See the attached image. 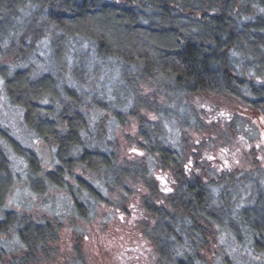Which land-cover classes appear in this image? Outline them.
<instances>
[{
    "label": "trees",
    "instance_id": "1",
    "mask_svg": "<svg viewBox=\"0 0 264 264\" xmlns=\"http://www.w3.org/2000/svg\"><path fill=\"white\" fill-rule=\"evenodd\" d=\"M241 2L0 0V75L10 101L24 110L26 123L54 145L61 166L46 178L74 198L81 219L96 202L109 201L107 195L125 199L147 190L143 205L151 220L143 232L161 264H211L207 253L214 250L210 244L215 235H227L235 245L251 248L264 262V204L258 198L254 205L240 208L247 198L240 195L242 190L233 193L246 173L235 178L222 169L220 181H214L215 169L206 171L205 155L199 156L196 143L183 138L182 125L177 126L180 135L175 141L163 122L165 116L174 119L183 107L186 116H192L188 119L195 118L198 132L203 126L198 112L202 114L210 99L242 102L264 115V14L244 20L236 11ZM257 2L264 7V0ZM44 37L52 40L53 71L35 74L31 66L19 67L30 62ZM77 38L93 45L96 59L117 61L114 99L105 90L103 96L88 90L84 62L69 65L72 40ZM122 91L132 96L130 104L121 100ZM196 99L204 104L199 106ZM101 105L115 115L117 126L136 119L137 136L130 142L145 155L122 156L108 140L106 120L97 125L90 118L89 108ZM25 155L29 177L36 183L42 179L38 173L44 160L32 151ZM73 167L87 177L75 175ZM155 171L171 175L168 194L159 190ZM64 178H73L75 186H64ZM14 181L0 151V208ZM7 224L21 235L26 249L7 260L0 247V264H31L57 239L58 229L51 221L7 212L0 231ZM225 246L213 252V264H236Z\"/></svg>",
    "mask_w": 264,
    "mask_h": 264
},
{
    "label": "rangeland",
    "instance_id": "2",
    "mask_svg": "<svg viewBox=\"0 0 264 264\" xmlns=\"http://www.w3.org/2000/svg\"><path fill=\"white\" fill-rule=\"evenodd\" d=\"M241 3L236 5V11L244 20L264 14V7L257 0H242ZM51 42L50 37L42 38L37 42L36 53L30 62H21L18 66H31L35 74L53 71ZM82 62L86 65L82 74L88 79V90L94 89L100 96H103L105 90L108 97L114 99L112 85L116 84L114 80L118 76L117 61L96 59L93 45L77 38L72 40L69 65L78 63L84 66ZM69 73L66 72V77L70 76ZM69 82L72 84L71 79ZM92 82L98 87L97 90L90 84ZM5 84L6 80L0 75V151L5 153L15 181L5 204L0 208V221L5 219L7 212H11L37 222L51 221L58 229L57 239L51 241L46 252H40L39 259L38 256L35 257L31 264H161L153 242L143 232V226L151 220L143 205V195H147V190H140L125 199L115 194L111 197L107 195L109 201L105 199L103 202H96L88 217L81 219L74 198L65 188L54 184L45 176L47 172L55 171L61 166L60 161L55 160L52 164L43 162L38 173L42 179L32 183L29 177L30 161L25 154L32 151L39 155L37 143L42 137L26 123L24 110L10 101ZM120 97L125 105L130 104L132 96L122 91ZM196 101L199 106L205 103L202 114L198 112L203 122V126L200 125L202 129L197 132L196 126L194 128L195 118L188 119L192 116H186V110L180 107L174 119L165 116L163 120L171 139L178 140V127L182 125L183 138L189 137L196 143L198 155H205L203 159L207 162L206 171L215 169L211 170L214 181H220L218 179L222 169L235 178L246 173L243 184L239 185L241 187H234L233 192L239 194V190H242L240 195H243V199L247 198L240 208L247 204L254 205L258 198H261L263 205L264 115L257 109L234 100L210 99L204 103V100ZM88 112L94 124L99 125L100 120H106L104 129L108 132V140L121 151L123 157L133 159L145 155L134 142H130L137 136L136 119L129 117V122L121 127L117 126L115 115L102 105L90 107ZM152 119L158 121L156 116ZM49 143L54 148L52 142ZM200 168H204L203 162L200 163ZM72 170L79 177H87L81 168L73 167ZM155 172L159 190L168 194L172 189L169 182L171 175L169 172ZM64 181L66 187L75 186L73 178H64ZM12 226L7 224L6 229L0 231V247L5 249L7 260L22 256L26 249L21 235L11 230ZM211 241L210 245L214 250L211 254L207 253L211 264L214 261L213 252L226 243L227 256L236 264H264L251 248L235 245L227 235H220L219 239L215 235Z\"/></svg>",
    "mask_w": 264,
    "mask_h": 264
},
{
    "label": "water",
    "instance_id": "3",
    "mask_svg": "<svg viewBox=\"0 0 264 264\" xmlns=\"http://www.w3.org/2000/svg\"><path fill=\"white\" fill-rule=\"evenodd\" d=\"M38 153L46 164H52L55 160V155L53 154L52 145L49 144L48 140L40 139L38 141Z\"/></svg>",
    "mask_w": 264,
    "mask_h": 264
}]
</instances>
